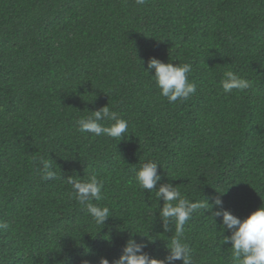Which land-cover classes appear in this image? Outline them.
Returning a JSON list of instances; mask_svg holds the SVG:
<instances>
[{
    "label": "trees",
    "instance_id": "16d2710c",
    "mask_svg": "<svg viewBox=\"0 0 264 264\" xmlns=\"http://www.w3.org/2000/svg\"><path fill=\"white\" fill-rule=\"evenodd\" d=\"M153 57L189 63L196 92L170 103L146 69ZM228 70L251 86L225 93ZM104 106L128 121L123 139L78 130ZM149 160L157 189L213 204L184 225L193 264H234L215 213L245 218L264 203V0H0V264H99L131 231L165 258L175 225L165 232L163 199L135 178ZM91 175L105 226L66 179Z\"/></svg>",
    "mask_w": 264,
    "mask_h": 264
},
{
    "label": "clouds",
    "instance_id": "9594fccd",
    "mask_svg": "<svg viewBox=\"0 0 264 264\" xmlns=\"http://www.w3.org/2000/svg\"><path fill=\"white\" fill-rule=\"evenodd\" d=\"M144 2L145 0H136L137 4ZM146 69L153 75L160 94L166 97L170 103L178 99H187L196 92V85L188 80V74L191 71L189 63L164 62L153 57L148 62ZM220 84L225 93L233 90H245L251 86L247 79L231 70L224 72ZM104 121H111V123L106 125L103 123ZM77 125L80 132L91 133L94 136L107 135L119 139H123L128 130V121L110 111L107 106L93 111L91 115L81 117L77 120ZM42 164L43 178L46 180L56 179L57 174L53 170L51 162L42 160ZM158 166L160 165L153 160L143 163L136 171L135 178L142 189L150 192L156 189V197L159 200L163 199L164 204L159 213L165 232L171 230V223L175 225V235L166 245L169 254L163 259L150 256L143 250L147 243L137 242L134 238L135 234L140 233L131 231L119 258L109 260L107 257H101L99 264H175L176 261H182V264H193V249L183 238L184 225L197 210H210L213 204L208 201L193 202L182 196L179 189L171 183L161 184L157 189V182L161 180ZM66 179L67 183L71 185L73 195L81 204L86 205L87 213L95 220L96 224L105 226V222L110 217L109 208L92 202L103 199V180L98 179L95 175L85 179H74L71 176ZM213 203L219 205L222 202L217 198ZM215 215H222L223 244H230L229 248L234 264H264V203L245 218H241L229 210L217 211ZM8 228V222L0 220V230L7 231ZM225 231H229L230 235H224ZM140 235L147 237V242L155 241L149 235ZM109 242H111V238ZM81 264H92V262L84 259Z\"/></svg>",
    "mask_w": 264,
    "mask_h": 264
}]
</instances>
